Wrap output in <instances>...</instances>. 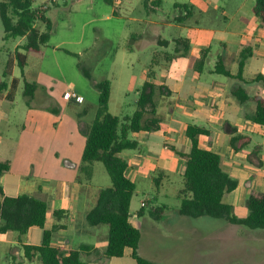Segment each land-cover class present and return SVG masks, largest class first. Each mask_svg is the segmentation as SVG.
Masks as SVG:
<instances>
[{
    "label": "crops",
    "instance_id": "1",
    "mask_svg": "<svg viewBox=\"0 0 264 264\" xmlns=\"http://www.w3.org/2000/svg\"><path fill=\"white\" fill-rule=\"evenodd\" d=\"M145 1L155 6L160 4V0ZM130 3L131 0H118L117 4L112 0H58L48 4L43 14L53 21L54 30L44 51L34 52L39 55L37 65L27 68L28 52L23 74L17 73L18 67L14 65L10 75L2 76L7 59L16 46L23 43V37L14 39V50L8 52L6 60L0 61V79L8 84L0 92V161L10 162L9 170L0 175V186L8 196L27 194L45 200L44 228L57 226L51 233L52 244L65 250H79L81 258L90 264H110L114 259L122 264L137 263L128 248L121 257L106 256L108 225L90 226L86 222L85 215L96 200L90 192L92 170L90 180H77L86 139L80 127L93 121L88 117L87 97L92 95L97 100L94 83L99 80L91 78V87L82 90L62 77L60 59L72 53L96 51L95 34L90 35L87 45L83 33L78 38L72 34L74 13L90 17L83 25L97 20L119 21L126 18L119 9L128 10ZM188 5L191 15L182 18L186 14L182 8L183 13L177 15L174 22L161 21L152 15L129 16L130 20L138 22V31L133 33H127V25L120 21V40L130 38L132 41L122 47L123 71L130 73L135 63L140 65L136 86L140 92L145 82L154 85L153 102L159 118L158 129L129 133L139 145L134 152L126 154L129 162L125 174L134 182L129 176L134 171L142 175L157 173L154 182L158 188L164 179L168 183L172 175H183L185 160L174 148L184 153L189 151L191 142L185 129L188 124H196L208 130V134L199 136V146L216 152L221 168L236 178L238 185H248L250 194L264 193V125L250 119L255 103L240 102L233 94L242 87L250 96L264 97L263 81H252L258 75L264 78V26L253 12L255 0H229L223 4L191 0ZM167 27L176 34L169 38L163 36ZM177 39H184L188 48ZM214 41L220 52L210 57L208 49ZM118 50L113 52V63ZM242 53L247 55L241 69L244 80L217 76L223 75L215 72L219 56L226 68L236 74ZM131 54L135 56L133 59ZM48 62L59 74L45 69ZM21 76L37 86L30 105L24 103L21 124L16 125L9 123L6 111L15 103L14 90L19 88ZM110 83L109 103L113 94V83ZM70 91L77 95L71 101L65 98V93ZM91 107L94 111L97 109L95 104ZM10 129L15 133H10ZM236 135L239 137L232 144L231 138ZM145 206L146 201L140 200L138 208L130 209V222L133 224L131 219L135 216L140 220L137 225L133 224L141 232L137 254L155 264L152 256L141 251L142 221L147 218ZM54 211L64 213L54 215ZM146 222L151 229L154 227L153 223ZM44 228L30 227L23 234L24 239L12 231L0 234V264H42L37 261L38 257L28 260L23 245L40 244Z\"/></svg>",
    "mask_w": 264,
    "mask_h": 264
},
{
    "label": "trees",
    "instance_id": "2",
    "mask_svg": "<svg viewBox=\"0 0 264 264\" xmlns=\"http://www.w3.org/2000/svg\"><path fill=\"white\" fill-rule=\"evenodd\" d=\"M33 1L0 0L3 38L6 40L24 38L23 43L17 45L7 59L3 77L11 74L14 65H17L23 74L27 53L38 52L46 46L54 30L53 21L43 14L45 9L33 7ZM175 6L186 11L182 18L191 15V7L188 4ZM253 12L264 26V0H255ZM36 21H39L40 26L36 25ZM177 42L185 43V49L188 48V43L184 39H177ZM246 58L247 55L243 53L240 55L238 72L232 74L219 56L215 72L244 80L241 69ZM83 72L91 79L87 70L83 69ZM258 80L264 83L261 75L252 79ZM36 86L34 82L24 80L23 97L26 105H30L33 100ZM7 87V82L0 79V92ZM94 87L98 91L97 109L91 124L80 127L86 139L77 180L79 182L90 180V165L93 162H101L110 177L111 185L99 189L95 204L85 215L86 222L90 226L108 225V241L104 251L106 256L121 257L128 248L131 249V255L137 264H153L152 261L137 254L141 232L130 222V202L135 183L125 174L128 163L120 153L127 149H136L139 145L138 141L129 138L130 132L159 128V118L156 116L153 102L154 85L150 82L143 84L136 100L137 108L132 115L124 117L109 111L110 80L103 78L96 81ZM233 94L240 102L253 101L255 109L250 119L255 124L264 125V97L250 96L242 87L235 89ZM71 100L74 98H69V101ZM185 134L191 142L189 151L184 153L174 148L176 154L185 160L184 187L178 196L180 201L178 212L190 217L206 215L225 218L230 223L249 228H264V193H251L247 199L248 214L245 217L235 216L232 205L224 202L223 196L237 187L238 180L221 168L220 156L216 152L199 146V136L208 134V130L200 125L188 124ZM238 137V135L232 137L231 143L233 144ZM9 168L8 160L0 161V175ZM165 209L164 204H159L153 206L149 213L154 219L159 220ZM46 212L45 200L27 194L8 196L0 186V234L7 231L24 234L30 227L44 228ZM60 213L64 211H54V215ZM56 227L54 225L50 229H43L40 244L23 245L24 256L28 260L38 257L42 264H90L81 258L79 250H65L62 246L52 244L51 233Z\"/></svg>",
    "mask_w": 264,
    "mask_h": 264
},
{
    "label": "rangeland",
    "instance_id": "3",
    "mask_svg": "<svg viewBox=\"0 0 264 264\" xmlns=\"http://www.w3.org/2000/svg\"><path fill=\"white\" fill-rule=\"evenodd\" d=\"M44 0H34L33 7H39ZM223 4L229 0H210ZM191 0H160L159 6L152 5L151 2L145 0H131L128 10L119 9L120 13L126 18L122 20H97L95 22L83 25L88 20V15H79L74 13L73 32L75 38L82 33L84 35V44H88L90 35L96 36V51H85L81 54L72 55L60 59L63 68L62 77L68 82L75 83L82 90H88L92 85V79L101 80L103 76L113 83L112 99L109 103V111L118 116L132 115L137 108L135 99L138 97L139 88L136 81L140 75V65L135 63L133 70L129 73L123 71L122 67V47L132 42L126 39L120 40L119 30L121 22L127 25L126 32L133 33L138 31V22L130 20L129 16H150L161 21L174 22L177 15L183 13L181 7H176L175 3H190ZM147 5V7H146ZM128 18V19H127ZM36 25L40 26L39 21ZM177 30V29H175ZM61 34V32L59 33ZM106 34H108L106 36ZM176 34L174 29L166 28L163 36L169 38ZM3 25L0 19V61L7 58L9 51L14 50V39H4ZM109 37L110 40H106ZM46 46L41 48L44 51ZM119 49L116 60L113 63V52ZM218 44L214 41L210 43L209 55L215 57L220 52ZM49 51V50H48ZM130 58L135 57L131 54ZM39 55L34 52L28 54V69L34 67L38 63ZM128 59V57H127ZM45 68V67H44ZM19 73V68H17ZM46 70H50L56 74L54 65L46 64ZM83 69L87 70L92 79L84 75ZM2 66L0 63V74ZM225 78L224 75H217ZM19 88L14 90L15 103L6 114L9 123L16 125L21 124L22 110L24 109V80L20 77ZM88 117L95 116L94 107L97 108V100L94 96L88 97ZM94 111V112H93ZM73 112V111H72ZM10 133L14 134L15 130L10 129ZM134 138V137H129ZM123 158L128 161L126 154L134 152L133 149L122 151ZM91 196L96 200L99 188L111 185L110 177L101 162H93L91 165ZM183 167V166H182ZM135 182L136 188L131 200V211L139 207L140 200L146 201L144 212L147 216L146 220L153 223L151 229L146 220L142 221V249L141 251L154 258L155 264H264V228H249L244 225L232 224L225 218H216L211 216L190 217L182 215L178 212L179 198L178 192L184 187V178L182 174H174L163 180V185L157 187L154 177L157 173L150 172L142 175L134 171L133 175H129ZM237 186L236 189L224 195V201L232 205V212L237 217H245L248 214L247 199L250 195V187ZM157 196V198L155 197ZM95 202V201H94ZM165 204V215L163 220L154 219L149 211L153 206ZM133 224L137 225L140 220L135 216L131 219ZM107 225V224H105ZM106 227V226H105ZM19 235L20 239L25 236L18 232L12 231ZM37 260V259H36ZM37 261L40 260L38 259ZM110 264H122L119 260H111Z\"/></svg>",
    "mask_w": 264,
    "mask_h": 264
},
{
    "label": "built area",
    "instance_id": "4",
    "mask_svg": "<svg viewBox=\"0 0 264 264\" xmlns=\"http://www.w3.org/2000/svg\"><path fill=\"white\" fill-rule=\"evenodd\" d=\"M57 1L58 0H44L42 2V5H40L38 8L41 9V10H44L48 4H53V3H56ZM112 2L114 4H117L118 0H112ZM65 98H67V99H69V98L76 99L77 95H76V93L74 91H70L69 93H65ZM141 206H144V202L141 203Z\"/></svg>",
    "mask_w": 264,
    "mask_h": 264
}]
</instances>
